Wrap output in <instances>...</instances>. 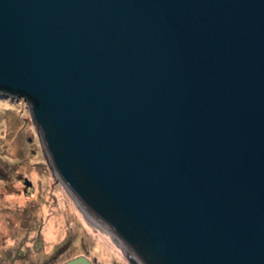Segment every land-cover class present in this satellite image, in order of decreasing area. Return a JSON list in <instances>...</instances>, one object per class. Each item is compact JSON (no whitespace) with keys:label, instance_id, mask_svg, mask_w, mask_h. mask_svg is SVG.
Instances as JSON below:
<instances>
[{"label":"water","instance_id":"95a60500","mask_svg":"<svg viewBox=\"0 0 264 264\" xmlns=\"http://www.w3.org/2000/svg\"><path fill=\"white\" fill-rule=\"evenodd\" d=\"M0 94L130 264H264V0H0Z\"/></svg>","mask_w":264,"mask_h":264},{"label":"rangeland","instance_id":"374dc122","mask_svg":"<svg viewBox=\"0 0 264 264\" xmlns=\"http://www.w3.org/2000/svg\"><path fill=\"white\" fill-rule=\"evenodd\" d=\"M102 228L48 164L27 102L0 94V264H130Z\"/></svg>","mask_w":264,"mask_h":264},{"label":"bare ground","instance_id":"6f19581e","mask_svg":"<svg viewBox=\"0 0 264 264\" xmlns=\"http://www.w3.org/2000/svg\"><path fill=\"white\" fill-rule=\"evenodd\" d=\"M13 197H17V200L21 201L22 199H24L23 196H13ZM44 210H46V206H44ZM101 228V227H100ZM105 228V227H104ZM58 232L57 230H55L54 225L51 223L48 228L46 229V235L49 239H55L57 236ZM121 246V245H120Z\"/></svg>","mask_w":264,"mask_h":264}]
</instances>
